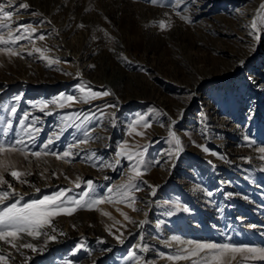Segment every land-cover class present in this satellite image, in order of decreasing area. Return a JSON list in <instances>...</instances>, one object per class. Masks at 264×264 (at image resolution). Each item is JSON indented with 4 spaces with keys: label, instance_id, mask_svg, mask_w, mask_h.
Listing matches in <instances>:
<instances>
[{
    "label": "rangeland",
    "instance_id": "obj_1",
    "mask_svg": "<svg viewBox=\"0 0 264 264\" xmlns=\"http://www.w3.org/2000/svg\"><path fill=\"white\" fill-rule=\"evenodd\" d=\"M24 3L29 8L20 7ZM262 3L0 0L11 13L0 36L7 38L11 30L13 36L27 37L9 45L20 56L0 53V140L22 139L28 150L27 159L21 152L0 156L10 162L7 172L0 169L7 182L0 190L10 191L11 184L16 192L0 209L61 189H72L66 195L79 198L88 180L93 195L105 197L104 188L115 189L134 175L129 153L143 152L145 161L135 181L141 190L128 193L134 205L131 199L120 202L113 191L111 203L52 217L36 238L20 233L13 241L17 247L0 241V254L11 257L8 264H48L51 258L52 264H192L167 258L187 247L173 237L264 247V154L257 150L264 147V31L257 38L250 19ZM256 19L264 30V16ZM34 48L48 51L44 58L39 52L28 55ZM198 82L205 84L196 89ZM85 85L110 95L84 102L80 98L86 93L80 89ZM61 94L77 99L64 107L49 103ZM44 104L48 106L42 108ZM139 116L150 127L137 124L130 134ZM170 130L180 140L178 153ZM29 135L35 140L29 142ZM49 139L53 143L44 149ZM74 143L78 146L68 160L31 155L62 153ZM121 160L129 162L124 177ZM13 170L30 174L18 180L10 174ZM141 221L145 260L134 245ZM96 228L117 247L95 238ZM25 243L37 251L19 247ZM244 256L251 254L237 253L231 264H264Z\"/></svg>",
    "mask_w": 264,
    "mask_h": 264
},
{
    "label": "snow or ice",
    "instance_id": "obj_2",
    "mask_svg": "<svg viewBox=\"0 0 264 264\" xmlns=\"http://www.w3.org/2000/svg\"><path fill=\"white\" fill-rule=\"evenodd\" d=\"M152 2L156 3V0H152ZM20 7L27 9L29 8V5L27 3H24L21 4ZM0 16H2L3 18L0 19V28H7L8 24L6 23V21L10 19L11 13L4 10L3 4H0ZM261 16H264V3H262L259 6L256 13L257 18ZM160 24L161 27L163 28L164 22L161 21ZM79 27H84V25L81 24L79 25ZM251 28L253 29V32L257 34V38H259L258 33L260 32V29H258L257 19H253L251 23ZM17 31H19V28H17ZM24 31L33 33L35 32V29L26 28L24 29ZM25 38L27 37L23 35L13 36L12 31L9 30L7 33V38H5L4 36H0V45L3 46L0 47V53L7 54L9 57L20 56L21 55L20 52L14 50L9 45L16 44L19 40ZM38 39L44 40L45 36L40 35ZM46 51L48 50L34 48L32 51L28 52V55H32L33 52H39L41 53V57L44 58V52ZM58 62L59 61L49 60V64L58 63ZM241 64H243V61H241ZM77 75H79V73H77ZM80 91L82 93H86V95L80 98L84 102H87L89 99H94L98 96L110 95L108 91L94 92L87 85L81 87ZM16 99H19V97H17ZM76 99L77 98L71 95L65 96L64 94H61L59 97H57L53 101H50L49 103L56 104L58 107H64L66 104L70 106L72 102L76 101ZM47 106H48L47 104L41 105L42 108H46ZM110 107H114V106L110 105ZM11 111L12 113H15L17 109L13 107ZM137 124H141L142 127L144 128L150 127V124L145 120V117L139 116L137 120L134 121L132 125H130V134H131V130H133L135 125ZM9 127H11V124H9ZM33 130L35 131V129ZM4 131L6 132L7 130L5 129ZM87 135L88 134L85 133V136ZM137 135H143V133H137ZM169 135L172 136V138L175 140V143L177 145V153L179 151H182V149L180 148V140L175 137L174 133H172L171 130L169 131ZM245 139H247V137ZM34 140L35 137L31 135L28 136L29 142H32ZM52 143L53 140L49 139L47 144H45L43 148L47 149L48 145ZM78 143L79 144L87 143V140H80L78 141ZM126 143L127 142H125V144ZM251 143L252 142L249 141V144ZM77 146L78 145L75 143L70 144L68 146V149L63 151L62 153H55V152L50 153L48 151L42 150V151H32L31 155L33 157H40L41 155H53L58 160L59 159L68 160L74 156V153L71 150ZM257 150L260 153L264 154V147H259ZM204 151H208V149L205 148ZM13 152H21L25 155V159H27L28 150L25 141L22 139H16L15 141L12 142H6L4 140H0V156L8 155ZM120 155L121 153L118 152L117 156ZM127 158L129 161L132 162L129 167H130V171L134 175H130L126 183L117 186L115 189L109 188L108 193L111 194L113 193V191H115L117 196L120 197V202H123L126 199H131L132 204L134 205L135 198L129 197L128 193L130 190L131 191L141 190L139 185L136 184L135 181L143 174L145 161H144L143 152L135 153V154L129 153ZM260 158L264 159V155H262ZM119 162H120L119 160L116 161L117 164ZM154 163L159 164L160 161H154ZM9 167H10V162L8 160L0 159V169H3V171L7 172L9 170ZM10 174L19 180L21 176L28 175L30 173H22L13 170L11 171ZM65 178L67 179V177ZM20 182L24 183L26 181H20ZM3 183H7V182L3 179V175L0 174V184ZM86 185L87 187L85 191L81 193L79 198H69L66 195V193L71 192L72 189H61L60 191L56 192L53 195L44 196L42 199L32 200L24 204H21L20 200H16L14 203L5 206L3 209H0V241H4L5 243H8L12 247H17V245L13 243V241L17 239L20 233H27L28 236L36 238L42 234L41 229H43L46 225H49L51 223V218L56 215H61V214L71 215L75 211L80 210L82 208H85L87 210H93V208L96 205H99L103 202H109V203L113 202L111 195L105 197H97L93 195L94 193L93 181L91 180L86 181ZM75 187L77 188L81 187L79 177H77V181L75 182ZM8 189H10V191L0 190V204H4V202L8 200L10 196L16 194L15 189L12 187L11 184H8ZM36 191H40V190L36 189ZM152 194L155 195L154 186H153ZM208 195L211 196L212 193L208 192ZM177 208H179V205H177ZM133 210L136 209L133 208ZM184 210L187 211L186 208ZM104 215H108V213H104ZM125 219H129V218L125 216ZM143 223L144 221H141L140 225H143ZM43 234L47 235V233H43ZM48 239L50 240L55 239V237L49 236ZM117 239L121 244L124 243L123 239H120L119 237H117ZM173 240H175L177 243H182V244L186 243L187 247L181 250V254L167 257L169 260L172 261H178L184 259V260H191L192 264H231V261L236 259L237 253L251 254L250 257L244 256L243 259L259 258L261 260H264V247L235 246L231 243L199 242L192 240H188L185 242L179 240V238L177 237H173ZM19 247L31 249L33 252L37 251V248L31 243L21 244L19 245ZM136 247H140V245H136ZM17 250H19V248H17ZM129 256H135V253L129 252ZM10 258H11L10 255L5 256L4 254H0V264H8ZM237 264H243V260L238 261Z\"/></svg>",
    "mask_w": 264,
    "mask_h": 264
},
{
    "label": "bare ground",
    "instance_id": "obj_3",
    "mask_svg": "<svg viewBox=\"0 0 264 264\" xmlns=\"http://www.w3.org/2000/svg\"><path fill=\"white\" fill-rule=\"evenodd\" d=\"M256 13H257V10L256 11H254L253 13H250V19H251V22L253 21V19H256ZM258 29H260V32L259 33H261L262 31H264V30H262V28L261 27H258ZM258 33V34H259ZM230 73V75L231 74H233V72H229ZM228 73V74H229ZM205 83H202V82H198V83H196V85H195V88L196 89H200L201 87H202V85H204ZM121 170H122V172H121V174H122V177H124L125 175H126V172L128 171V165H129V162L128 161H123V160H121ZM108 189H109V187H107V188H104V194H105V196H109L110 194L108 193ZM112 197V196H111ZM113 198V197H112ZM114 205H117V203L115 202V204ZM115 207V209L116 210H119L116 206H114ZM123 210V209H122ZM121 213V212H120ZM119 216V215H118ZM140 224V223H139ZM143 226H144V224L143 225H139V229L138 230H136V232H139L140 233V236H139V238L137 239V241H135V243H134V245L136 246V244L137 245H140V247H138V252L141 254V256H143V259L145 260V255H146V248H144L143 247V240H142V236H143ZM95 232V233H94ZM94 232H93V234H94V236H95V238L97 237V239H102L103 240V242H105V244H107L110 248H112L113 246H116V245H118V243L115 241V240H113L109 235H108V233H106L103 229H101V228H96V229H94ZM134 232H135V230H134ZM135 232V233H136ZM120 245V244H119ZM163 245H167V244H163ZM117 247V246H116ZM144 249H146V250H144ZM57 251H61V248H60V246H58V250ZM54 262V260L51 258V259H49L48 260V264H52ZM145 264H173V263H166V262H164V263H162V262H160L159 260H152L151 262H145Z\"/></svg>",
    "mask_w": 264,
    "mask_h": 264
}]
</instances>
